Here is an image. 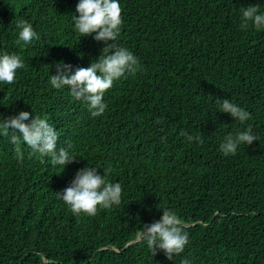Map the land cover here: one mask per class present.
Here are the masks:
<instances>
[{
  "label": "trees",
  "instance_id": "16d2710c",
  "mask_svg": "<svg viewBox=\"0 0 264 264\" xmlns=\"http://www.w3.org/2000/svg\"><path fill=\"white\" fill-rule=\"evenodd\" d=\"M78 3L0 0V54L16 53L25 65L14 83L0 82V123L20 111L46 116L57 149L76 156L53 166L22 142L21 161L0 135V264H264V29L241 27V9L264 13V0H120L115 42L141 68L114 81L98 117L68 86L50 83L59 62L87 67L105 47L75 30ZM19 19L39 39L18 45ZM226 98L251 118L219 111L217 100ZM249 125L257 140L225 156V137ZM87 166L101 175L110 167L122 199L76 216L57 191ZM165 208L189 234L172 260L159 249L153 256L140 237Z\"/></svg>",
  "mask_w": 264,
  "mask_h": 264
},
{
  "label": "clouds",
  "instance_id": "9594fccd",
  "mask_svg": "<svg viewBox=\"0 0 264 264\" xmlns=\"http://www.w3.org/2000/svg\"><path fill=\"white\" fill-rule=\"evenodd\" d=\"M122 7L120 0H79L76 13L73 17L75 30L82 36L93 35L97 41H104L105 47L98 59H94L89 66H77L73 71L71 64L63 61L56 65V74L51 75L50 83L57 89L68 86L74 99L83 100L93 117L102 115L107 108L104 95L112 88L114 81L126 74H136L140 68V61L134 53L120 46L115 41L120 35L123 24ZM241 27L247 29L249 24L256 30L264 29V13L259 12V6H248L241 9ZM18 30L16 43L31 44L39 39V34L33 25L24 19L15 21ZM24 62L16 53L4 52L0 54V82L12 84L16 73L24 68ZM218 109L224 113H230L235 120L244 122L251 118V113L231 102L229 99L217 100ZM29 111H20L17 115L10 116L0 123V135L10 137L15 145V155L23 160L21 143L26 144L33 152L42 156H49L53 166H63L76 161L67 148L57 149L58 132L48 121L46 116L38 114L31 118ZM187 141L202 143L198 135H189L182 132ZM257 140L252 134L251 126L247 131L229 134L220 144V151L225 155H234L241 144L251 145ZM97 167L87 166L79 169L70 185L61 191H57V198L69 206L76 216L85 214L95 216L100 209L111 208L119 205L122 199V185L119 182L109 181L111 168L104 169V174L98 172ZM140 237L147 242L152 255L157 250H163L169 260L173 255H179L185 251L189 243V234L183 230V222L178 214L170 209H163L160 220L145 224ZM181 264H191L185 258Z\"/></svg>",
  "mask_w": 264,
  "mask_h": 264
},
{
  "label": "water",
  "instance_id": "95a60500",
  "mask_svg": "<svg viewBox=\"0 0 264 264\" xmlns=\"http://www.w3.org/2000/svg\"><path fill=\"white\" fill-rule=\"evenodd\" d=\"M130 243H131V242H130ZM130 243H129V244H130Z\"/></svg>",
  "mask_w": 264,
  "mask_h": 264
}]
</instances>
